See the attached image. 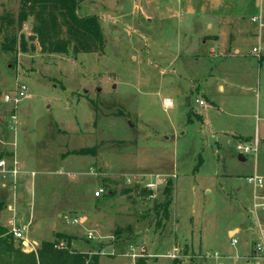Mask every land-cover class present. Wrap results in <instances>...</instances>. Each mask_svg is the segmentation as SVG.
<instances>
[{
	"label": "rangeland",
	"instance_id": "rangeland-1",
	"mask_svg": "<svg viewBox=\"0 0 264 264\" xmlns=\"http://www.w3.org/2000/svg\"><path fill=\"white\" fill-rule=\"evenodd\" d=\"M20 7L0 0V156L21 165L15 185L0 175V222L26 226L24 250L64 231L98 264H264V210L247 180L264 176V0H82L79 14L100 16L104 52L42 50ZM18 83L27 96L11 128L3 96ZM256 139V151L237 149ZM150 173L170 177L149 194ZM169 180L166 212L156 206Z\"/></svg>",
	"mask_w": 264,
	"mask_h": 264
},
{
	"label": "trees",
	"instance_id": "trees-1",
	"mask_svg": "<svg viewBox=\"0 0 264 264\" xmlns=\"http://www.w3.org/2000/svg\"><path fill=\"white\" fill-rule=\"evenodd\" d=\"M82 0H21L18 23L33 17L32 29L37 34L38 42L44 51L67 53L69 48L75 52H92L105 50V36L97 14H79ZM3 21L13 23L15 17L7 13ZM16 36L6 35L2 44L4 51L16 49ZM264 59V54L259 55ZM200 117V116H199ZM75 153H95L94 146L73 150ZM174 184L168 181L164 188L165 198L156 208L167 212L173 198ZM143 191L152 193L149 188ZM79 239L77 234L57 231L55 238L42 240L35 249L25 251L22 240L16 244L12 230L0 224V264H98L99 254L76 251L73 241ZM60 242L63 245L60 246ZM135 264H143L137 261Z\"/></svg>",
	"mask_w": 264,
	"mask_h": 264
},
{
	"label": "built area",
	"instance_id": "built-area-1",
	"mask_svg": "<svg viewBox=\"0 0 264 264\" xmlns=\"http://www.w3.org/2000/svg\"><path fill=\"white\" fill-rule=\"evenodd\" d=\"M252 20L254 21H259L260 23V27H262L263 25V21H262V16L261 14L259 15H252ZM253 51L255 52H260V46H253ZM27 85L24 83H18L17 84V88L13 91V92H7L4 94L3 99L5 102H11L14 104V107H12L9 111V122L11 123V128H15V124L17 121V115L15 113V107L16 105L21 101L22 98H24L25 96H27ZM197 102H199V104L203 105L205 102L203 99H198L197 98ZM165 105H171V101L169 99L165 100ZM255 147H252L250 145H245L242 143H239L237 145V149L240 150L241 152L245 153V152H250L251 150L256 151L257 150V143L258 140L256 139L255 141ZM90 170L92 172L95 171L94 167H91ZM21 172V165L18 162L17 158L15 157V155L13 156H6V155H2L0 156V175H1V184L3 186H8L9 184H16L19 173ZM32 175H35V171H31ZM165 174H161V173H156V174H149V176L151 177V179H147V181L144 183L145 186L149 189H155L158 187V185L160 183H162L163 181H166L165 177H170V176H164ZM143 176H147V174H143ZM173 176H175V174H173ZM247 180L249 183L252 184V186L254 187V202H253V208L255 210V212H258L259 209L264 210V194H260L258 193L259 190H263L264 189V176L263 175H259V174H253V175H249L247 177ZM106 192V189L103 186H99L97 189H95L94 194L95 196H100L102 194H104ZM82 220V219H81ZM79 221V219L77 217H74L72 219V222L75 223ZM12 222V227L10 228V230H12L13 235L16 238H22L23 237V233H22V229L25 228L26 226H23L22 228H20L19 226L15 225L14 221ZM259 231L261 234V238L259 241H257L255 243V252L257 256H264L261 253H264V228L262 227V225L259 223ZM232 242L236 243L237 242V238L232 237ZM257 253H259L260 255H258ZM129 255H131L132 257L137 256L138 254H140L139 252L133 250L132 253H128ZM175 254H172V256Z\"/></svg>",
	"mask_w": 264,
	"mask_h": 264
},
{
	"label": "crops",
	"instance_id": "crops-1",
	"mask_svg": "<svg viewBox=\"0 0 264 264\" xmlns=\"http://www.w3.org/2000/svg\"><path fill=\"white\" fill-rule=\"evenodd\" d=\"M259 6H260V5H259ZM260 7H261V6H260ZM261 8H262V7H261ZM208 25H209V26H212V23L209 22ZM206 36H207V37H212V38H214V37H217V38H218V35H217V34H214V33H213V34H206ZM235 51L237 52V51H238V48H236ZM220 87L223 88V85L221 84ZM198 99H199V98H198ZM1 186H3V185L1 184ZM3 187H6V186H3ZM2 205H3V201H0V207H1ZM82 218H83V220H84V216H82ZM82 218H81V219H82ZM83 220H81V221H83ZM0 224H4V223H1V222H0ZM29 224H30V222H29ZM5 225H6V224H4V226H5ZM6 226H7V225H6ZM8 227H9V226H8ZM11 227H12V226H11ZM11 227H9V228H11ZM29 227H30V229L32 228L31 225H29ZM56 232H57V231H56ZM63 232H64V231H63ZM25 239L29 240L28 238H25ZM34 242H35V241H34Z\"/></svg>",
	"mask_w": 264,
	"mask_h": 264
},
{
	"label": "water",
	"instance_id": "water-1",
	"mask_svg": "<svg viewBox=\"0 0 264 264\" xmlns=\"http://www.w3.org/2000/svg\"><path fill=\"white\" fill-rule=\"evenodd\" d=\"M28 39H30V40H35V39H37V34H35V33L30 34V35L28 36ZM239 157H240L241 159L244 158V156H243L242 153L239 154ZM35 243L37 244L38 242L35 241ZM22 244H23L24 246H30V241L27 240V239H24V240H22Z\"/></svg>",
	"mask_w": 264,
	"mask_h": 264
}]
</instances>
